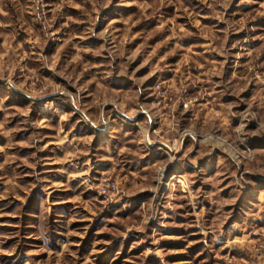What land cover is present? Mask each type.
I'll return each instance as SVG.
<instances>
[{
	"label": "rangeland",
	"instance_id": "rangeland-1",
	"mask_svg": "<svg viewBox=\"0 0 264 264\" xmlns=\"http://www.w3.org/2000/svg\"><path fill=\"white\" fill-rule=\"evenodd\" d=\"M0 264H264V0H0Z\"/></svg>",
	"mask_w": 264,
	"mask_h": 264
}]
</instances>
